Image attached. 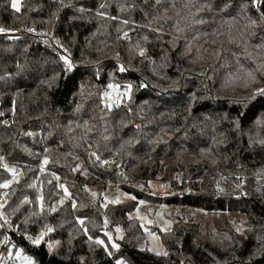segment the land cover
<instances>
[{"label":"trees","instance_id":"obj_1","mask_svg":"<svg viewBox=\"0 0 264 264\" xmlns=\"http://www.w3.org/2000/svg\"><path fill=\"white\" fill-rule=\"evenodd\" d=\"M19 6L17 12L12 0H0L4 26L45 30L59 44L0 37V183L11 178L9 169L20 174L3 208L5 220L19 224L18 235L8 233L13 250L35 264H264V95H254L264 88V6L253 0H19ZM113 87L130 95L111 101ZM155 180L169 191L147 192ZM91 186L131 198L105 206ZM141 200L181 211L161 233L164 254L145 247L147 232L130 216ZM234 211L249 219L243 233L228 220ZM45 226L54 231L31 245L26 236ZM117 227L123 238L109 241L105 233ZM6 234L0 227V243Z\"/></svg>","mask_w":264,"mask_h":264},{"label":"rangeland","instance_id":"obj_2","mask_svg":"<svg viewBox=\"0 0 264 264\" xmlns=\"http://www.w3.org/2000/svg\"><path fill=\"white\" fill-rule=\"evenodd\" d=\"M110 93L107 95L108 99L111 101L117 100L118 95H123L125 94L127 97L130 95L129 90H121L119 88L113 87L110 89ZM115 96V97H114ZM117 166H119V163H117ZM18 174V177L16 180L13 181L7 188L0 187V194H7V192L12 189L14 184L19 180L20 174ZM13 178H10L8 180H12ZM4 183L1 182L0 185ZM140 187L141 182L135 183ZM168 183H164L160 180H155L151 181L148 183V186L145 185V188L147 187V192H150L153 195H164L166 192L169 191L167 187ZM62 189L65 192V188L62 187ZM90 194L94 197H99L103 196V204L105 206H108L111 203L114 204H121L124 203L126 200L130 199V195L127 193L120 191L119 189H114L113 188H106L105 190L102 189L100 186H91L87 188ZM95 193V195H93ZM68 194V191H67ZM65 193V195H67ZM115 197V199H114ZM143 202V203H141ZM192 211V210H191ZM193 215L196 214V211L193 213ZM181 214V211L178 210L177 206L173 205H159L153 202L149 201H144L141 200L137 203L134 211L130 214L131 217H133L137 222H139L142 226V228L147 232V241L145 243V247L148 248L149 251L155 253V254H164V245L161 239V233L169 231L176 219L177 216ZM206 216V215H205ZM228 220L232 227L236 229L239 232H244L245 229L249 226V219L246 214L234 211V212H229L227 214ZM206 218V222L210 223V220H208V217ZM193 219V218H192ZM194 220V219H193ZM120 229L119 232H117V229ZM153 234H155V238L153 237ZM124 235V231L122 227H117L114 230V235L112 234L111 237L112 239L116 237L117 239H122ZM57 245V243H56ZM55 245V246H56ZM24 255L32 257L30 254H27L23 252ZM12 256L9 257L11 259L13 264H23L22 261H18L16 258V251L12 252ZM34 264L35 260L32 257ZM8 259H4L2 264H7ZM124 264H130L129 262H124Z\"/></svg>","mask_w":264,"mask_h":264},{"label":"built area","instance_id":"obj_3","mask_svg":"<svg viewBox=\"0 0 264 264\" xmlns=\"http://www.w3.org/2000/svg\"><path fill=\"white\" fill-rule=\"evenodd\" d=\"M0 28L4 29L3 32H0V37H4L6 39L15 40V39L21 38L22 36H28L29 35V36H33V37H36V38H48V39H51L55 44H59V40L52 33H48L45 30H37V29H35L33 27H27V28L6 27V26H4L2 24L1 21H0ZM29 29H31V31H29ZM62 57H66L65 54H63ZM68 61L70 62L71 66H73V64L69 60V58H68ZM44 161L45 160H43L42 163H41L42 172L45 170V164L46 163H44ZM3 165H7V167H3L2 166L4 169L9 168V164L7 162H4ZM11 178H13V175L11 176ZM128 181H132V180H128ZM135 183H137V182H135ZM141 186H143L142 183H141ZM167 187H169V184H167ZM7 203H8V198L5 195L0 194V227L7 231L6 236H4V238L1 240V243H0V245H1L0 264H2L4 259H8L7 264H13L11 259H9V257L12 256L11 254H12V252H14V250H13L14 246H13V244L10 243V239H9L8 233L10 231H12L13 233H16L17 235L19 234V224L13 223L12 222V217L9 219L10 221H6L5 218H4L3 208L7 205ZM42 231L45 232V235L41 239V242H44V241L47 240L49 232H47L46 230H42ZM53 231H54V229L52 228V232ZM40 232L41 231H39L35 235H28V236H31V237L34 238ZM26 240L31 245H33L28 239H26Z\"/></svg>","mask_w":264,"mask_h":264},{"label":"snow or ice","instance_id":"obj_4","mask_svg":"<svg viewBox=\"0 0 264 264\" xmlns=\"http://www.w3.org/2000/svg\"><path fill=\"white\" fill-rule=\"evenodd\" d=\"M253 6L254 7H261L264 5L260 4V0H253ZM12 7L18 12L20 10V6H19V0H12ZM4 29L0 28V32H3ZM29 31H31V29H29ZM141 54H143V50H141ZM62 59L65 60V63L69 65V67H71L70 62L68 61L67 57H62ZM254 95H264V88L261 89H256V92L254 93ZM93 155H95V153H93ZM3 158L0 157V160H2ZM44 163H47V158H45ZM3 167H7V165H2ZM9 171L12 172L13 175V179L12 180H5L4 183L2 185H0V187H4L7 188L11 183H13L14 180L17 179L18 174L16 172L15 169H9ZM31 186V185H30ZM60 187H63V185H60ZM65 193L67 194V189H65ZM93 195H95V193H93ZM38 199H42V197H38ZM143 203V202H141ZM81 224H83V221L80 220L79 221ZM46 227V231L47 232H51L52 228L50 226H45ZM120 229H117V232H119ZM45 235L44 231H41L36 237H31V236H26V239H28L33 245H39L41 242V239L43 238V236ZM105 235L108 237L109 241H111L112 237L111 234L109 233H105ZM153 237L155 238V234H153ZM97 244H104L103 240L97 239L96 241ZM49 247L51 248V245H49ZM112 248H118L119 245L116 243H112L111 244ZM105 250H107V248H105ZM16 258L18 261H22L23 264H34V261L32 259V257L24 255L23 254V250L22 249H16ZM109 255H111V253H109ZM166 255V253H165ZM116 264H124V262L122 260H117Z\"/></svg>","mask_w":264,"mask_h":264},{"label":"crops","instance_id":"obj_5","mask_svg":"<svg viewBox=\"0 0 264 264\" xmlns=\"http://www.w3.org/2000/svg\"><path fill=\"white\" fill-rule=\"evenodd\" d=\"M114 199H115V197H114Z\"/></svg>","mask_w":264,"mask_h":264}]
</instances>
